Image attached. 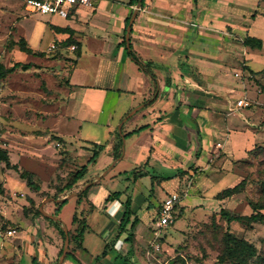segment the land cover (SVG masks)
<instances>
[{"label": "crops", "instance_id": "0c3cea01", "mask_svg": "<svg viewBox=\"0 0 264 264\" xmlns=\"http://www.w3.org/2000/svg\"><path fill=\"white\" fill-rule=\"evenodd\" d=\"M111 1L95 0L92 8L77 6L67 17L57 16L62 19L60 23L48 22V30L57 37L55 36V41L44 48L30 47L24 34L27 47L39 54H26L17 50L21 59L15 62H22L25 57L47 58L43 55L44 49L54 48L52 43L59 46L49 60L51 64L57 66L59 80L52 94L48 95L54 97L48 102V106H52L53 110L43 114L47 118V127L53 139L63 143L62 134L53 130L56 119L76 123L87 121L98 128H103L107 135L104 142L97 139L87 144L76 142L69 151L70 157L65 155L66 149H63V153H56L54 158H51V153L47 154L48 160L42 157L34 158V163H29L30 165L26 164L28 162L24 159L18 162L19 166H25L34 174H39V167L45 166L46 162L49 169L57 168L58 173H55L52 180L53 189L62 187L63 182H66L63 178L66 174L85 166L83 176L70 188L62 190L60 197L45 199L55 205L51 213L43 211L41 203L37 209L39 214L35 211L29 214L30 224L35 225L30 227V231L34 233V241L26 239L32 234L25 229L19 230L21 236L13 239L21 244L20 252L28 255L30 262L31 258H34L36 264L57 262L60 255L58 251L63 244V240L61 245L59 243L61 236L57 229L51 223L49 227L44 223L43 220H47L40 209L59 220L60 210L68 199L74 202L70 209L72 213L67 225L59 220L60 226L63 229L67 227L71 230L69 233H74L76 222L71 220L75 214L84 220L85 230L80 240L81 248H76L73 242H69L66 252L72 254L80 264H123L121 258L117 260L115 258L121 257L129 250L131 253L126 254L128 264H135L133 257H137L138 254L135 243L131 251V244L122 241L129 223L113 241L122 213L121 203L126 196L130 198L129 221L133 217L137 219L133 230L134 239L137 241L138 233L144 225L150 224L155 228L153 223L155 215L150 216V222L147 224H140V217L137 216L140 211H145L148 202L155 200L156 197L160 203L167 195L175 193L178 195L177 204L182 208V213L183 209L187 208L185 215L194 204H204L206 202L204 200L207 199L204 196L208 192L210 196H214L222 189L234 185L224 180V172L218 166L226 168L228 161L243 157L254 147L257 139V134L250 131L254 124L249 116L251 112L242 111L244 106L235 105L238 99H242L240 96L243 91L238 88L239 83L233 71L236 70L234 64L238 63L236 62L238 60L250 72L264 68V11L260 0H143L142 7H139V0L136 2L117 0L118 4L113 9ZM136 5L138 7L130 25V50L142 63H151L149 70L153 78L140 70L126 55L125 44L121 43L123 21L130 16ZM96 9L108 14V21L113 19L111 24L113 29L109 32L106 28L97 32L96 26L90 23ZM25 10L28 13L42 15ZM226 28H231L230 31L234 34L240 32L238 29L242 30L239 33L241 34L239 46L222 35L225 33L223 29ZM246 35L260 39V49L243 46L241 40ZM68 39L72 42L68 43ZM87 40L95 46L86 48L84 42ZM71 45L75 46L74 49H70ZM82 47L87 55L83 53ZM84 59L87 61L84 62ZM28 62L31 64L30 68H35L36 63ZM250 62L258 65L252 68ZM47 78L44 79L46 82ZM121 95L129 99L117 109L115 100ZM147 99L153 100L149 104H142ZM143 106L145 107L138 113L137 120L128 123V128L123 129L128 118ZM133 107L135 111L120 122ZM140 127L142 129L138 130ZM116 132L120 138L126 135L121 138L120 148L113 150V145L117 141ZM64 144L66 145L65 142ZM98 146H101V149L97 150V156L92 162H88L91 151L96 150ZM196 150L197 157L194 156ZM114 154H118L115 159ZM217 156H221L222 160H215L214 163L211 158ZM123 158L131 166L127 171L117 172L118 175L123 174L122 176L128 178L135 171L144 172L146 175L132 180L130 194H126L124 189L114 190L120 192V195L116 199H108L107 196L114 191L106 192L92 185L97 184L99 179ZM208 161L211 163H207ZM66 162L70 164L69 170H64L61 174L62 166ZM109 162L111 164L106 167ZM56 163L57 166L53 167ZM11 164H15L14 161ZM191 164L197 167L193 180L199 179L198 182L201 183L199 185L190 183L186 187L182 185L178 191L177 170ZM90 167L99 170L106 168L96 176L97 174H91ZM44 168L42 172L48 169ZM200 170H204V173L199 172ZM201 173L204 175L203 180H200ZM216 183L223 187L214 191L212 187ZM86 186L85 193L80 195ZM151 187L152 195L147 194ZM200 187L204 189L205 194L203 191L200 195H194L193 192ZM70 189L76 193L65 195ZM165 192L167 193L164 194ZM148 195L149 197H146ZM94 199L101 201L102 220L92 213ZM62 200L66 202L55 215L56 203ZM223 200L226 199L214 201L220 203ZM149 208L153 212L156 209L152 206ZM88 214H91L93 221L96 218L93 226L98 225V231H93L87 222ZM39 218L42 220L39 221ZM41 231L49 235H47L49 241L41 242L35 239L37 235H42ZM89 231L102 240V249L105 244H110L103 256H100L102 249L100 252H92L83 242L84 234ZM151 245L157 246V249L159 247L154 240ZM60 264L75 263L68 256H64Z\"/></svg>", "mask_w": 264, "mask_h": 264}, {"label": "rangeland", "instance_id": "374dc122", "mask_svg": "<svg viewBox=\"0 0 264 264\" xmlns=\"http://www.w3.org/2000/svg\"><path fill=\"white\" fill-rule=\"evenodd\" d=\"M260 1L264 11V0ZM22 3V0H0V64L4 67H9L12 63L21 59L17 50L20 39H24V43L27 46L24 34L27 36L30 47L44 48L49 43L54 42V37L56 36L48 30V22L60 23L62 21L61 18L54 15L28 13ZM116 4H118L117 0L110 2L112 9ZM108 16L105 12L96 9L90 23L92 22L96 26L95 30L97 32L105 28L107 32L113 29L111 25L113 24V19L108 21ZM230 29H223L225 33L222 35H225L233 44L239 46L241 37L239 33L242 30L238 29L240 32L234 34ZM53 45L54 48L44 49L43 55H46L47 58L38 56V58L25 57L22 59V62L31 61L36 63L35 68H30L26 71L17 69L13 74L6 75L0 79V147L6 151L10 163L14 161L18 165V162L20 163L24 159V161L27 160L28 162L26 164L30 165L34 163V158L42 157L48 160L47 154L51 153V158H54L57 155L56 153H63V149H66L65 155L70 157L69 151L73 145H76V142L87 144L94 139L104 142L107 137L103 128H98V126L92 125L87 121L76 123L66 122L61 119H56L53 130L62 134L63 143H58L51 137L47 127V118L43 114L46 111L53 110L52 106H48V102L54 97L53 95H48L52 94L59 81L56 72L57 66L49 61L54 56V52L58 50L57 48H59L56 43H52ZM84 45L86 48L95 46L90 40L85 41ZM83 53L85 55L88 54L85 50ZM86 61L87 59L84 62ZM236 62L238 63L234 64L236 70L233 71V75L239 83L238 88L243 91L240 98L245 99L248 103L242 108V111L251 112L249 116L254 124L252 126L253 129L250 128V131L257 134V139L254 147L247 151L243 157L228 161L225 165L226 168L221 166H218V168L220 167V170L224 172V180L228 184H235L243 180V189L218 203L214 201L218 199H214L212 195L210 196L209 192L205 194L204 189L200 187L193 193L194 195H200L204 191V197H207L204 200L206 202L199 205L194 204L184 215L187 210L185 207L182 213L183 217L179 214L171 224L159 229L147 224L148 221L150 222V216L155 214V211L153 212L149 207L156 208L160 204V200L154 197L155 200L145 205L146 212L142 210L139 214L137 213V216L140 217V224H147L148 226L144 225L140 229L137 241H135L133 234V239L130 242L131 251H133L135 243L138 253L136 254L137 257H133L135 264H240L242 259L243 264H264V222L226 221L225 218L219 215L221 209L228 215H247L252 211L251 203L264 205V68L257 72H250L244 68L241 64L242 62L239 60ZM257 65L250 62L252 68H256ZM46 77H48L47 82L44 80ZM118 97L115 100L117 109L122 107L129 99L124 95ZM144 107L139 108L133 113L132 117L128 118L123 129L128 128V123L135 121V119L137 120L138 113ZM40 151L42 154H38ZM211 159H213L214 163L222 160L221 156L212 157ZM213 162L212 165L214 164ZM207 163L211 162L208 161ZM110 164L111 162L106 167ZM47 165H49L48 162H46L45 166L39 167L40 175L36 174L40 179L39 189L33 191L28 189L25 182L19 179L14 171L5 168L0 163V264H31L29 256L20 252L21 244L13 241V239L21 236V232H18L19 230L25 229L27 232L31 230L30 227L35 226L34 223L30 224L31 221L29 222L28 220L29 214L34 213L41 203L43 211L46 213L53 211L54 203L45 200L46 198L61 196L60 192H58L59 188L55 187L53 189L52 187V180L58 171L54 167L57 166V163L56 165L53 164L54 170L49 169ZM130 166L123 158L92 187H98L99 190L106 192L124 189L126 194H130L133 187L132 176L126 178L122 176L123 174H120V177L117 173L127 171ZM44 167L48 169L42 172L41 170ZM69 167L70 164L66 162L62 166L61 174L64 173V170H69ZM23 168L27 169L25 166ZM104 169L99 170L98 168L90 167L89 171L92 172L91 174H97L96 176H98ZM196 169L197 167L191 164L188 166L184 165V167H180L179 171L177 170L178 191H180L179 189L182 185L186 187L190 183H198L197 185L201 183L198 182L199 179L193 180ZM199 172L204 173V170ZM203 173H201L200 180L204 178ZM87 186L83 189H86ZM222 187L216 183V185H213L212 190H220ZM152 192L151 187L147 194L152 195ZM69 193L76 192L70 189L65 192V195ZM146 197H149V195ZM162 198H164V195ZM92 203V213L102 220L101 201L94 199ZM73 205V200L68 199L58 215L59 220L64 221L66 225L69 222L72 213L70 209ZM260 211L264 214V208ZM91 214L86 215L87 222L90 223L93 231H98L99 226H93L96 218L93 221ZM41 220L42 218H39V221ZM43 221L47 227L50 226L49 222ZM6 229H13L15 233L5 235ZM65 229L67 232L71 231L67 227ZM29 233L32 235L26 239H31L33 242L34 233L32 231ZM224 233L243 240L244 244L242 246L244 248L242 252L238 250L235 256L223 257L220 260L219 256L223 250L222 237ZM41 234L37 235L35 239L47 242L48 234L43 231H41ZM83 237V242L90 251H101L103 242L98 235L89 231ZM152 239L159 245L158 249L152 247ZM59 243L60 245L62 244V238ZM246 251L249 255H247ZM56 263L53 262L52 264Z\"/></svg>", "mask_w": 264, "mask_h": 264}, {"label": "trees", "instance_id": "16d2710c", "mask_svg": "<svg viewBox=\"0 0 264 264\" xmlns=\"http://www.w3.org/2000/svg\"><path fill=\"white\" fill-rule=\"evenodd\" d=\"M137 0H134V2H136ZM143 5V0H139V7H142ZM128 17H126L123 21V35H122V40L121 43L124 45L125 41H124V33H125V27L127 25L128 22ZM60 30V29H58ZM130 28H129V32H128V41H129V33H130ZM24 39H20L19 40V44H18V50L26 53V54H39V53H34L33 51H31L26 44L24 43ZM67 42H72V40L68 39ZM241 44L243 46H247L249 48H255V49H260L261 47V41L260 39L256 38V37H252V36H244L241 40ZM131 46L130 43H128V46L125 47L124 46V50L126 55L138 66V68L140 70H142L143 72L147 73L151 78H153V74L151 73V71L149 70V67L151 66V63L147 62V63H142L141 61H139L131 52L130 50ZM31 67V64L29 62H14L12 63L9 67H4L2 64H0V79L4 78L7 74L13 72L14 70H21V71H26ZM165 82H168V78H165ZM153 99H148L146 100L144 103L142 104H149L152 102ZM142 127L138 128V130H141ZM126 134H124L122 137H125ZM116 143L113 145V150H117L120 148L121 145V138L118 132H116ZM101 146H98L96 150H92L91 151V155L88 159V162H92L93 159L97 156V150H100ZM118 156V154H114L113 158L115 159ZM195 157H197V150L196 153L194 154ZM0 163H3L4 167L10 170H13L17 176L24 180L26 186L28 188H30L33 191H36L39 189V181L40 179L38 178V176L28 170H25L22 167H18L16 164H11L8 160L7 157V153L4 149H2L0 147ZM85 172V166H81L78 169H76L73 172H70L68 174H66V176L64 177V179L66 180V182H63L62 187L58 190V192H61L64 189H68L70 188V186L75 183L78 179H80L83 174ZM146 175L144 172L141 171H135L132 174V178L135 179L139 176H144ZM244 186V181L240 180L239 182H237L236 184H234L233 186L230 187H226L224 189H222L221 191L217 192L213 198L214 199H222V198H226L229 197L233 194L239 193ZM86 189H83L80 193V195L85 193ZM120 195V192L118 191H114L111 192L107 198L108 199H116L118 198V196ZM66 201L62 200V202L56 203V209L54 211V214H57L58 209L62 206V204H64ZM129 202H130V198L129 196H126V198L124 199V201L121 203L122 205V213L121 216L119 218V222L115 231V235L113 237V241L118 238V236L121 234V232H123L124 230V226L126 224L129 223V227L128 230L124 236V238H122L123 242L126 243H130L132 238H133V230H134V224L137 222L136 217H133V219L131 221H129V215L131 214L130 209H129ZM252 211L251 213H249L248 215H228L225 211H223L222 209L219 211V215L222 216L223 218H225L226 221H245L247 223L249 222H264V214L260 211L261 209L264 208V205L261 204H256V203H251L250 205ZM36 214H39V212L37 210H35ZM172 213H173V217L174 219L177 218V216L179 214L182 213V208L179 207L176 204H174L173 209H172ZM49 223H51L58 231L59 235L61 236L62 240L64 238V232L61 229V222L56 219L53 220L51 218L48 217H44ZM73 222H76V228L74 230V233H69L66 231V236L68 238V243L69 242H73L74 246L76 248H81L80 245V240L82 237V233L85 230V224H84V220L78 218L77 215L73 214L72 215V220ZM223 250L219 256V259H223V257H229V256H235L238 252V250L240 252H242V249L244 248L242 246V244H244L243 240L241 239H236L235 237L231 236L228 233H224L223 237ZM110 244H105L100 256H103L106 251L109 249ZM61 249H62V245L59 248L58 251V255L61 253ZM247 252V251H246ZM131 252L128 250L126 251V253H124L121 257H116L115 260L121 258L123 264H128V261L126 259L127 255L126 254H130ZM247 255H249V253L247 252ZM65 256H68L75 264H80L79 261L69 252L65 253ZM243 259L240 261V264H243ZM31 263L32 264H36L35 259L31 258ZM115 264V263H113Z\"/></svg>", "mask_w": 264, "mask_h": 264}, {"label": "built area", "instance_id": "2783aa9c", "mask_svg": "<svg viewBox=\"0 0 264 264\" xmlns=\"http://www.w3.org/2000/svg\"><path fill=\"white\" fill-rule=\"evenodd\" d=\"M23 6L29 11L42 15H56L59 17H67L71 11L77 6H85L92 8L95 0H22ZM75 46L71 45L70 49ZM248 103L244 99H238L236 106H246ZM178 203V195L171 193L167 195L155 210L154 227L159 229L171 224L174 220L172 209L174 204ZM13 229H6L5 235H11ZM157 249V246L153 247Z\"/></svg>", "mask_w": 264, "mask_h": 264}, {"label": "water", "instance_id": "95a60500", "mask_svg": "<svg viewBox=\"0 0 264 264\" xmlns=\"http://www.w3.org/2000/svg\"><path fill=\"white\" fill-rule=\"evenodd\" d=\"M138 7V5H136L135 9H133L132 13L130 14L129 18H128V22H127V25L125 27V33H124V41H125V47L128 46V32H129V28H130V25L132 23V20L134 18V14H135V11H136V8ZM135 111V108H133L132 110H130L124 117H122L121 121H124L128 116H130L133 112ZM117 130L119 131L120 130V123L118 124L117 126ZM122 138V137H121ZM40 212L42 213V215L44 217H48V218H51L53 220H56V218H54V216L52 215H48L46 213H44L41 209H40ZM61 229L63 230L64 232V239H63V244H62V249H61V253L57 259V263L56 264H60L61 263V260L62 258L65 256V253H66V249H67V243H68V239H67V236H66V231L65 229H63L61 227Z\"/></svg>", "mask_w": 264, "mask_h": 264}]
</instances>
